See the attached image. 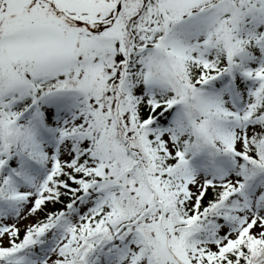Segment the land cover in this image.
Here are the masks:
<instances>
[{"label":"snow or ice","instance_id":"snow-or-ice-1","mask_svg":"<svg viewBox=\"0 0 264 264\" xmlns=\"http://www.w3.org/2000/svg\"><path fill=\"white\" fill-rule=\"evenodd\" d=\"M0 264H264V0H0Z\"/></svg>","mask_w":264,"mask_h":264}]
</instances>
